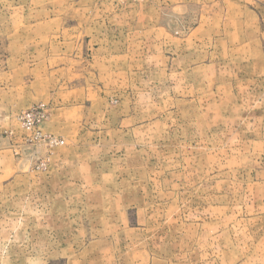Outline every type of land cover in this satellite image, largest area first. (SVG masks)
<instances>
[{
    "label": "rangeland",
    "instance_id": "obj_1",
    "mask_svg": "<svg viewBox=\"0 0 264 264\" xmlns=\"http://www.w3.org/2000/svg\"><path fill=\"white\" fill-rule=\"evenodd\" d=\"M0 264H264V0H0Z\"/></svg>",
    "mask_w": 264,
    "mask_h": 264
},
{
    "label": "built area",
    "instance_id": "obj_2",
    "mask_svg": "<svg viewBox=\"0 0 264 264\" xmlns=\"http://www.w3.org/2000/svg\"><path fill=\"white\" fill-rule=\"evenodd\" d=\"M33 117V115H31L30 113H25L24 115H23V117H22V119H26V120H28V121H30V123L31 124H34V122H40V121H42L43 120V115H38V117H37V119H36V121H35V117L34 118H32ZM56 145L57 144V141H55V140H51V142H50V145Z\"/></svg>",
    "mask_w": 264,
    "mask_h": 264
}]
</instances>
